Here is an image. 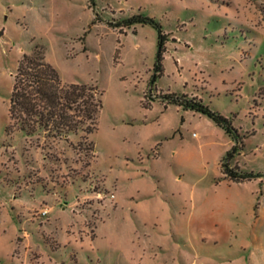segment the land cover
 I'll use <instances>...</instances> for the list:
<instances>
[{"label":"rangeland","instance_id":"1","mask_svg":"<svg viewBox=\"0 0 264 264\" xmlns=\"http://www.w3.org/2000/svg\"><path fill=\"white\" fill-rule=\"evenodd\" d=\"M139 14L167 36L161 77L159 29L115 28ZM237 23L264 31V0H0V233L19 208L38 264H201L234 243H213L198 211L238 196L240 250L264 260V32L248 46ZM37 44L64 83L103 92L93 134L6 136L13 75ZM192 90L238 135L165 98ZM51 208L49 223L29 218Z\"/></svg>","mask_w":264,"mask_h":264},{"label":"trees","instance_id":"2","mask_svg":"<svg viewBox=\"0 0 264 264\" xmlns=\"http://www.w3.org/2000/svg\"><path fill=\"white\" fill-rule=\"evenodd\" d=\"M134 25H152L159 29L158 55L154 70L156 77L163 76L167 36L161 25L154 18L139 14L116 23L115 28H131ZM241 33L245 34L242 30ZM246 34V44L251 46L255 40ZM13 78L9 98L10 121L5 128L6 136L20 131L26 139L37 137L46 141H68L72 134L84 132L85 135H90L97 130L103 108V92L96 86L84 83H64L57 69L48 62L46 50L41 44L35 46L32 54L22 55ZM165 98L184 110L209 117L227 133L238 135L231 120L202 99L187 95H166ZM231 157L230 152L228 159ZM227 165L223 164L224 167ZM236 169L237 166L226 171L234 175ZM232 179L241 182V179Z\"/></svg>","mask_w":264,"mask_h":264},{"label":"crops","instance_id":"3","mask_svg":"<svg viewBox=\"0 0 264 264\" xmlns=\"http://www.w3.org/2000/svg\"><path fill=\"white\" fill-rule=\"evenodd\" d=\"M206 1H210V0H206ZM233 19L231 20L235 21V19L237 18L233 17ZM237 24L240 30H243V31L246 30V33H248L251 38H253L257 42H260L259 38L262 37V32L264 31H259V30L250 28L249 26H246L240 23H237ZM180 41H182L181 36L180 38H178L177 44ZM167 43H168V40L166 44ZM243 45L245 46V43H243ZM165 54H167V52ZM165 54H164V60L166 58ZM232 54H235V55H232ZM228 56H229V59L232 58V60H234L233 63L237 62L240 65L246 63L249 60V59L243 58L242 52L240 50L231 51V54H229ZM163 65H164V61H163ZM164 72H165V66H164ZM188 93L190 94V97H197L204 101V98L199 93V91L192 90ZM9 104H10V99H9ZM185 111H190V110H185ZM15 185L17 187L16 192L18 194H20V191L22 190H27L31 194V196H33L36 199V192L31 189V184L26 185L22 188H18L17 183ZM18 194L16 195L15 199L18 198ZM114 196H115V193H114ZM47 197L48 195L40 197L41 199L40 206ZM240 205L241 203H240L238 196H235V197L228 196L226 197L225 200H223V204L217 207H212L211 210H208L209 208L206 207V208H200V210L198 211V215L200 216L199 219L201 220L197 223V225L199 224L201 228H204L205 227L204 223L209 222L208 226H211V223H212V226L214 227L213 230L209 232V237L212 239L213 243L215 244L216 243L217 244H221V243L230 244L232 242L234 243L233 245L229 246L228 250L223 255H218L216 258H208L207 261L202 262L201 264H264V260H261V258L255 252L253 253L252 251L248 256H245L242 250H240L243 248L245 249V245H243L244 235L242 231H239V230L237 231L234 227L231 226L233 223L230 220L236 216V214L239 211ZM40 206L39 207L34 206L35 208L33 207L32 210L35 212L37 208H40ZM41 210L42 209H40V211ZM51 210L52 208L49 209V214ZM23 211L24 210L19 209V208H13L12 211L7 212V214L5 215V218L9 219V228L12 233L11 234L0 233V263L2 264H3V261H4V264L5 262H8L9 264H38L39 263L37 261L38 259H34V261H32V259L30 258L31 256L30 253H32L31 246H30V239H29L30 234L26 230H24L23 232L20 230V224H22V217L24 215ZM30 216L31 217L29 218L31 220L41 217L42 222H45V220H47L48 223L50 222V216L47 218V215L46 216H33V213H30ZM16 218L20 224L15 223ZM193 220L197 222L195 216H193ZM6 222L7 221H5V224ZM97 225L94 228H90L92 230L91 231L92 234L94 233V230L97 229ZM40 259L41 257L39 258V260ZM177 264H180V262H178ZM192 264H196V262L194 261Z\"/></svg>","mask_w":264,"mask_h":264},{"label":"built area","instance_id":"4","mask_svg":"<svg viewBox=\"0 0 264 264\" xmlns=\"http://www.w3.org/2000/svg\"><path fill=\"white\" fill-rule=\"evenodd\" d=\"M112 198H114L115 196L112 194L111 195ZM49 214V209H42L41 211L38 212V216H46Z\"/></svg>","mask_w":264,"mask_h":264}]
</instances>
